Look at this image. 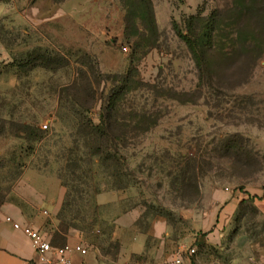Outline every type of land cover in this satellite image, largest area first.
<instances>
[{"label": "rangeland", "instance_id": "1", "mask_svg": "<svg viewBox=\"0 0 264 264\" xmlns=\"http://www.w3.org/2000/svg\"><path fill=\"white\" fill-rule=\"evenodd\" d=\"M0 41V200L31 170L59 181L74 264L145 261L122 254L139 234L187 264H264V0H0Z\"/></svg>", "mask_w": 264, "mask_h": 264}, {"label": "crops", "instance_id": "2", "mask_svg": "<svg viewBox=\"0 0 264 264\" xmlns=\"http://www.w3.org/2000/svg\"><path fill=\"white\" fill-rule=\"evenodd\" d=\"M2 51L5 52V55L0 53V60L7 59L9 55L6 54L0 41V52ZM48 181L51 182L48 183ZM3 196L0 200V264H41L34 252L30 238L22 231L14 229L12 224L5 220V217L11 215L22 224L50 231L53 238L59 226L58 213L63 206L65 188L59 181H53L47 175L31 170L17 182L12 191ZM45 210L48 211V214L44 213ZM116 217H120L118 221L121 225H129L135 223L134 221L140 217V213L136 210L122 211ZM146 236L139 234L129 238V241L124 244L127 250L122 254L125 257H138L145 261H161L176 253L164 252L162 250L163 242L157 243L155 249L149 248ZM67 243H71V241ZM95 254L100 255L98 248H96Z\"/></svg>", "mask_w": 264, "mask_h": 264}, {"label": "built area", "instance_id": "3", "mask_svg": "<svg viewBox=\"0 0 264 264\" xmlns=\"http://www.w3.org/2000/svg\"><path fill=\"white\" fill-rule=\"evenodd\" d=\"M42 128L47 129L48 124H43ZM44 213L48 214V211L45 210ZM5 220L11 223L14 229L22 231L30 238L34 252L41 264H74L76 255L85 256L89 253V247L82 243L74 242L55 245L53 244L52 233L50 231L22 224L11 215H7ZM183 251V248H181L171 257L161 261H137L124 264H187ZM187 253L189 257L194 256L196 254V247L187 249ZM191 262L189 260L188 264H191Z\"/></svg>", "mask_w": 264, "mask_h": 264}, {"label": "trees", "instance_id": "4", "mask_svg": "<svg viewBox=\"0 0 264 264\" xmlns=\"http://www.w3.org/2000/svg\"><path fill=\"white\" fill-rule=\"evenodd\" d=\"M245 8H247V9H249V11H253V12L259 11V7L257 5H255L254 3H252V1H248L247 3H245ZM129 12H130V10H129ZM174 29H175L177 35L186 42V44L191 48V50L193 52L197 53L198 51L201 50V47H202V45L200 43L201 41L198 42L197 40L192 39V37H190L188 34H185L179 28V26L176 23L174 24ZM196 34L197 33L195 32V35ZM206 35L208 37L206 44L208 46H211L212 45L211 32H207ZM128 75H130L129 72L123 74L122 78L119 79V83L114 85V88H117L118 86L120 87V86L126 85L127 81H128L127 77H129ZM133 84L134 85H132V86H135L137 84V82L134 81ZM126 93H127V91H126ZM115 105H114V103H112L110 101L105 102V105H103V111H102V115H101V123L103 126H105V153H106L107 159L113 157L114 154L118 151L116 149H113V147H112V145H113V139H112L113 138L112 137L113 128L119 122L118 118H115L112 116L114 111H115ZM91 124H92L94 129L93 130L89 129V131H88L89 133L93 134V132H98L100 130V128L94 126L92 122H91ZM95 128H98V129L95 131ZM136 129H137V127H136ZM113 150H115V151H113ZM253 198H259L260 199V198H262V196L258 197L257 195H253ZM64 207L65 206H63L58 213L59 226H58V229L55 231L54 236H53V240H52L53 244H55V245H62V244H58L57 239H59L58 237L61 234L60 222H61V217H63V215H64Z\"/></svg>", "mask_w": 264, "mask_h": 264}]
</instances>
